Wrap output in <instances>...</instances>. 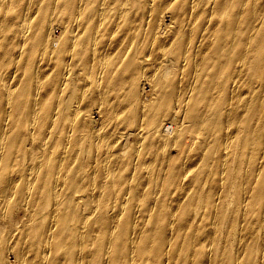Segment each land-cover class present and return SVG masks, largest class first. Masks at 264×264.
Masks as SVG:
<instances>
[{
    "label": "bare ground",
    "instance_id": "obj_1",
    "mask_svg": "<svg viewBox=\"0 0 264 264\" xmlns=\"http://www.w3.org/2000/svg\"><path fill=\"white\" fill-rule=\"evenodd\" d=\"M0 264H264V0H0Z\"/></svg>",
    "mask_w": 264,
    "mask_h": 264
},
{
    "label": "rangeland",
    "instance_id": "obj_2",
    "mask_svg": "<svg viewBox=\"0 0 264 264\" xmlns=\"http://www.w3.org/2000/svg\"><path fill=\"white\" fill-rule=\"evenodd\" d=\"M190 136L191 135L188 132H185L182 134L180 141H182V142L188 141L190 139Z\"/></svg>",
    "mask_w": 264,
    "mask_h": 264
}]
</instances>
